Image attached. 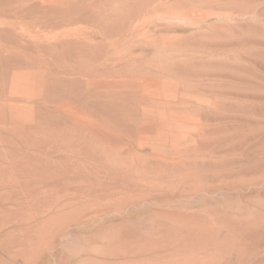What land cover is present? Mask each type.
Segmentation results:
<instances>
[{
  "label": "rangeland",
  "instance_id": "1",
  "mask_svg": "<svg viewBox=\"0 0 264 264\" xmlns=\"http://www.w3.org/2000/svg\"><path fill=\"white\" fill-rule=\"evenodd\" d=\"M58 263L264 264V0H0V264Z\"/></svg>",
  "mask_w": 264,
  "mask_h": 264
},
{
  "label": "bare ground",
  "instance_id": "2",
  "mask_svg": "<svg viewBox=\"0 0 264 264\" xmlns=\"http://www.w3.org/2000/svg\"><path fill=\"white\" fill-rule=\"evenodd\" d=\"M186 18H187V17H186ZM188 18H189V17H188ZM114 22H115V21H114ZM98 49H99V48H98ZM202 95H203V94H202ZM172 125H173V126H176V127H177L179 130H181V131H182V129H183V125H182L181 122L175 123V125H174V123H172V122H170V124H169V123H166V124H165L166 127H170V126H172ZM174 154H175V153H174ZM19 185H20V184H19ZM73 239H74V238H73ZM76 239H77V238H76ZM76 239H75V240H76ZM78 239H79V238H78ZM79 240H80V239H79ZM79 240H78V241H79ZM76 241H77V240H76ZM81 241H82V240H81ZM74 243H75V242H74ZM74 243H73V244H74ZM76 244H77V242H76ZM78 245H79V244H78ZM75 247H76V246H75ZM71 248H72V247H71ZM73 249L75 250L76 248H73ZM63 253H64V252H62V254H63ZM60 259H61V258H60ZM61 260H62V259H61ZM61 260H60L59 262H61ZM79 263H80V262H79ZM58 264H59V263H58Z\"/></svg>",
  "mask_w": 264,
  "mask_h": 264
}]
</instances>
